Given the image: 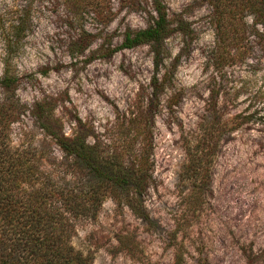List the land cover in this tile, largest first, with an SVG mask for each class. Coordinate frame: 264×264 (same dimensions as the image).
<instances>
[{"label": "rangeland", "instance_id": "1", "mask_svg": "<svg viewBox=\"0 0 264 264\" xmlns=\"http://www.w3.org/2000/svg\"><path fill=\"white\" fill-rule=\"evenodd\" d=\"M90 1L77 16L79 0L30 1L11 61L17 95L49 98L65 134L80 118L119 142L124 116L140 115L132 149L145 144L150 158L153 223L108 198L73 244L93 264H264V0H158L173 30L157 59L150 44L108 55L127 28L152 23L150 0ZM24 4L0 0V31ZM21 129L49 143L28 116L13 143Z\"/></svg>", "mask_w": 264, "mask_h": 264}, {"label": "trees", "instance_id": "2", "mask_svg": "<svg viewBox=\"0 0 264 264\" xmlns=\"http://www.w3.org/2000/svg\"><path fill=\"white\" fill-rule=\"evenodd\" d=\"M30 1L24 0L25 4L16 9V22L0 31V264H93L90 255L76 248L72 239L77 223L95 219L106 199L153 223L144 205L153 184L150 158L145 144L132 149L139 133L131 125L141 116H124L131 125L118 142L117 137L92 134L80 118L75 120L71 134H65L49 98L29 104L21 101L11 61L24 36ZM150 1L155 13L152 23L137 30L127 28L122 43L111 48L108 55L121 48L150 44L157 59L173 27L163 5L158 0ZM79 2L83 3L74 10L76 16L80 9L93 5L90 0ZM70 18L76 19L74 15ZM258 22L264 27V17ZM156 83L155 77L154 89ZM152 96H156L154 91ZM25 116L38 123L60 156L48 149L49 143L33 141L30 129H21L17 143L12 142V125L23 122Z\"/></svg>", "mask_w": 264, "mask_h": 264}]
</instances>
